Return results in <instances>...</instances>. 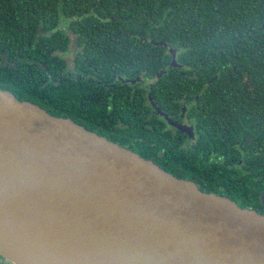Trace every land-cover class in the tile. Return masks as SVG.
Segmentation results:
<instances>
[{
    "label": "water",
    "instance_id": "water-1",
    "mask_svg": "<svg viewBox=\"0 0 264 264\" xmlns=\"http://www.w3.org/2000/svg\"><path fill=\"white\" fill-rule=\"evenodd\" d=\"M0 254L16 264H264V215L0 89Z\"/></svg>",
    "mask_w": 264,
    "mask_h": 264
},
{
    "label": "trees",
    "instance_id": "trees-1",
    "mask_svg": "<svg viewBox=\"0 0 264 264\" xmlns=\"http://www.w3.org/2000/svg\"><path fill=\"white\" fill-rule=\"evenodd\" d=\"M71 31L87 47L88 62L95 63L102 80L108 81L113 73L156 78L152 93L166 111L178 110L172 95L181 93L188 82L189 100L194 99L200 76L185 78L178 69L168 71L170 55L160 43L184 46L181 57L196 63L204 60L205 72L214 73L218 63H230L224 70L229 72L228 81L220 83L218 93L232 91L237 66L249 72L250 80L256 79L257 92L264 94V0H0V89L53 116L72 118L99 133L107 131L102 120L93 117L100 110L78 106L89 93L87 86L70 78L60 80L55 51L68 47ZM117 101L114 114L120 110L133 124L131 137L142 140L135 151L178 179L223 194L204 186L199 135L188 150L183 134L166 131L149 111L139 116V106L128 99ZM251 101L255 109L264 110L263 102ZM190 110L200 133L203 117L197 107Z\"/></svg>",
    "mask_w": 264,
    "mask_h": 264
},
{
    "label": "flooded vegetation",
    "instance_id": "flooded-vegetation-1",
    "mask_svg": "<svg viewBox=\"0 0 264 264\" xmlns=\"http://www.w3.org/2000/svg\"><path fill=\"white\" fill-rule=\"evenodd\" d=\"M69 35L71 40L68 47L55 51L60 80L70 78L83 88L87 86L89 93L87 91L81 97L82 101L78 102V106L81 108L86 105L93 111L100 110L93 117L95 120L101 119L107 131L99 133L72 118L65 119H71L87 130L142 156L133 149L142 141L131 137L130 129L133 124L119 114L120 110H116L114 114L118 108L117 100L128 99L131 105L139 106V116L143 111H149L150 116L163 124L166 131L176 136L183 134L185 137H182V144L184 147L188 146V150L195 147L199 135L204 186L217 189L223 194L203 189L193 180L187 181L195 183L205 193L228 198L244 209L264 215V110L255 109L251 101L257 98L264 103V94L257 92L259 87L254 86L257 81L249 79L248 71H239L237 66H233L235 86L231 92L221 94L217 90L221 82L228 81L226 76L229 72L224 73V70L231 67L230 63H218L214 73L205 72L207 63L204 60L199 63L186 61L181 57V53L186 51L184 46L180 48L168 45V71L178 69L185 78H193L191 75L198 73L200 83L199 92L192 101L189 100L188 82L181 93L172 95V103L179 106L178 110L166 111L159 106L152 93L156 78H145L141 74L131 77L113 73L112 78L104 81L101 79V71L92 66L95 63L88 62L87 47L78 43L79 35L74 31ZM85 63L92 67L91 70L84 67ZM194 107L199 109L203 117L200 133L196 118L190 112ZM208 131L213 133L209 134ZM213 135L215 138H212ZM0 264L16 263L0 254Z\"/></svg>",
    "mask_w": 264,
    "mask_h": 264
}]
</instances>
